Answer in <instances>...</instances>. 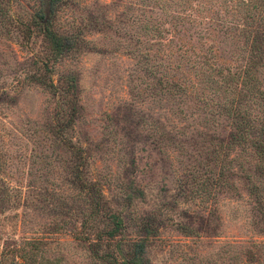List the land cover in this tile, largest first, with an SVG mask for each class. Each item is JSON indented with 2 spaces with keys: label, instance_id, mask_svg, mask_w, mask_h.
I'll list each match as a JSON object with an SVG mask.
<instances>
[{
  "label": "rangeland",
  "instance_id": "obj_1",
  "mask_svg": "<svg viewBox=\"0 0 264 264\" xmlns=\"http://www.w3.org/2000/svg\"><path fill=\"white\" fill-rule=\"evenodd\" d=\"M42 1L0 0V254L38 239L14 264H111L105 252L144 239L143 264H264L255 154L224 112L246 65L224 26L243 24L238 0L58 1L51 29L75 45L57 58ZM70 75L77 114L60 137ZM111 215L122 231L97 247Z\"/></svg>",
  "mask_w": 264,
  "mask_h": 264
},
{
  "label": "trees",
  "instance_id": "obj_2",
  "mask_svg": "<svg viewBox=\"0 0 264 264\" xmlns=\"http://www.w3.org/2000/svg\"><path fill=\"white\" fill-rule=\"evenodd\" d=\"M58 1L62 0H43L38 18L42 23V35L51 53L56 58L71 51L75 45L74 39L59 35L55 30L51 29V22L54 17L53 6ZM238 6L244 12L243 24L238 23L232 26H224L228 29L235 27L236 30H241L242 38H244L243 45L246 46V65L237 75L241 88L238 94H236L237 96L231 98L226 104L224 112L230 120V125L234 132L231 135L232 140L239 145H249L250 150L255 154L256 164L253 174L248 175L246 178L249 185L247 189L252 196L254 195L256 199H259V204H261L262 193H264V187L261 184L262 181L264 182V91L260 87L256 73L259 68L264 67V0H238ZM210 51L211 49H209ZM211 67L212 65L208 66L210 69ZM207 77L211 83L212 76L208 75ZM164 78L165 86L170 85L166 76ZM66 84V87L62 89V93L66 99L70 96L65 102L70 112L68 118L62 120V123L57 127L56 134L60 137L73 124L77 114L75 77L72 75L67 76ZM45 86L47 88H54L52 83L49 86L45 84ZM252 111L258 112L261 115L254 114ZM254 178L259 181L258 184L252 182ZM3 190V196L0 197V201L5 205L9 201V198H7V193H5L6 189L3 188ZM110 222L112 227L109 230L97 234L98 238L95 246L101 247L104 241L113 240L122 231V221L118 216L111 215ZM147 229L146 226L144 231L148 234L150 230ZM41 243L37 239L25 240L20 243L16 242L9 246L5 245L0 254V264H14L15 259L21 262L30 260V250H38V246L42 245ZM29 246L30 249L26 251V248ZM145 247L143 239V241L141 240L134 244L132 253L128 258L120 256L121 254L115 256L108 252H105L101 257L111 264H143Z\"/></svg>",
  "mask_w": 264,
  "mask_h": 264
}]
</instances>
